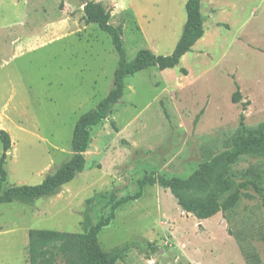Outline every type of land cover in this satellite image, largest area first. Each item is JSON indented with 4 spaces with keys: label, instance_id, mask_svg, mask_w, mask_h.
I'll use <instances>...</instances> for the list:
<instances>
[{
    "label": "rangeland",
    "instance_id": "374dc122",
    "mask_svg": "<svg viewBox=\"0 0 264 264\" xmlns=\"http://www.w3.org/2000/svg\"><path fill=\"white\" fill-rule=\"evenodd\" d=\"M89 1L122 26L129 61L141 49L170 55L187 19V0H0V129L12 139L0 195L70 160L77 120L114 87L119 57L111 37L85 22ZM202 14L204 36L179 66L125 79L122 98L91 129L82 173L32 204L0 205V264H30L29 230L81 233L85 212L96 224L112 194L139 191L99 235L104 251L124 248L116 264H264V199L252 187L227 216L199 220L169 189L138 184L151 174L188 178L231 148L241 114L253 133L264 125V0H202ZM232 181L264 189V150L241 157ZM51 251L54 264H68Z\"/></svg>",
    "mask_w": 264,
    "mask_h": 264
},
{
    "label": "trees",
    "instance_id": "16d2710c",
    "mask_svg": "<svg viewBox=\"0 0 264 264\" xmlns=\"http://www.w3.org/2000/svg\"><path fill=\"white\" fill-rule=\"evenodd\" d=\"M187 19L180 39L170 55H156L148 49L139 50L132 60L127 59L123 45L122 26L111 25V12L101 3L89 1L84 3V20L87 24H95L111 37L114 49L119 57L114 73V87L97 107L79 117L72 136L73 156L60 166L52 175L47 176L38 185L14 186L0 195V205L18 202L32 204L44 197L55 194L62 186L72 182L86 168L85 153L91 142V129L100 125L111 112L112 107L122 98L125 91V79L149 68L160 71L174 69L182 58L190 53L195 44L204 36V17L202 0H187ZM184 74L187 73L182 69ZM242 100L240 89L233 96V102ZM246 109V104L244 105ZM245 116L241 114V130L231 148L202 162L199 168L188 178L163 175H147L139 181L140 190L145 186L160 185L169 189L178 205L187 213L199 220H206L218 213L228 215L240 203L244 191L250 187L264 199V189L255 181H232V167L246 155H256L264 150V125L253 133L245 126ZM0 141L3 154L0 158L1 182H5L7 171L5 164L8 152L12 147L10 134L0 129ZM142 192L133 196L117 199L112 194L109 200L111 213L93 223L89 212H85L82 222L83 232L67 233L47 229H31L28 232V254L30 264H54L55 256L51 249L59 251L68 260V264H116L122 257L124 248L106 252L103 250L99 235L115 218L116 210L131 201L140 199ZM93 199L88 200L92 204ZM71 259V260H70Z\"/></svg>",
    "mask_w": 264,
    "mask_h": 264
}]
</instances>
